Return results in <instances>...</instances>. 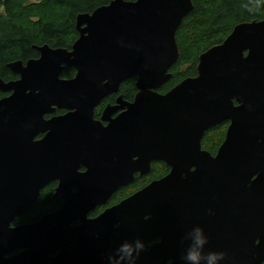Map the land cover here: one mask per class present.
Listing matches in <instances>:
<instances>
[{"label":"water","instance_id":"obj_1","mask_svg":"<svg viewBox=\"0 0 264 264\" xmlns=\"http://www.w3.org/2000/svg\"><path fill=\"white\" fill-rule=\"evenodd\" d=\"M192 9L193 0H111L77 14L70 49L44 44L39 57L8 63L19 78H0V264H120L121 246L137 239L138 264H181V239L192 243L198 226L227 264H264V18L237 24L199 56L196 76L162 93ZM66 66L75 76L61 77ZM133 76L134 100L106 105L104 126L95 108ZM55 105L68 112L48 120ZM226 120L213 155L203 134ZM153 161L170 171L87 215ZM57 180L62 206L13 224Z\"/></svg>","mask_w":264,"mask_h":264},{"label":"trees","instance_id":"obj_2","mask_svg":"<svg viewBox=\"0 0 264 264\" xmlns=\"http://www.w3.org/2000/svg\"><path fill=\"white\" fill-rule=\"evenodd\" d=\"M111 0H0V78L13 80L18 78L9 68L11 61H26L39 57L38 46L49 44L51 47L71 48L79 36L76 26L77 14L91 13ZM194 9L184 18L175 34L180 57L170 70L172 77L159 89L166 93L187 77L197 75L199 56L214 45L224 42L234 27L244 21L264 18V0H193ZM76 69L66 66L62 78H70ZM137 77L122 82L118 93L102 100L97 117L108 104H115L118 95L126 101H133L137 92ZM6 93H0V98ZM62 111H58L61 113ZM223 125L206 131L202 148L215 154L223 143H218V131ZM152 170L145 175H135L130 184L118 188L108 206L120 202L132 193L161 178L170 171L164 162L155 161ZM56 183L42 191L38 202L15 220V223L39 220L61 204L53 195ZM61 207V206H60ZM59 207V208H60ZM106 206L99 207L91 215L99 214ZM58 209V208H57ZM39 215L36 219L31 216ZM30 217V218H29ZM32 219V220H30Z\"/></svg>","mask_w":264,"mask_h":264},{"label":"clouds","instance_id":"obj_3","mask_svg":"<svg viewBox=\"0 0 264 264\" xmlns=\"http://www.w3.org/2000/svg\"><path fill=\"white\" fill-rule=\"evenodd\" d=\"M51 184H53V182L48 184L45 188ZM194 231L195 236L192 243H187L186 234H184L181 239V264H190V262H192V264H227L229 258L226 252L209 248L210 238L205 230L198 226ZM144 251V242L139 239L136 240L135 244H132L131 249L122 245L119 249L121 256L120 264H138L139 258Z\"/></svg>","mask_w":264,"mask_h":264},{"label":"flooded vegetation","instance_id":"obj_4","mask_svg":"<svg viewBox=\"0 0 264 264\" xmlns=\"http://www.w3.org/2000/svg\"><path fill=\"white\" fill-rule=\"evenodd\" d=\"M105 99V98H104ZM103 99V100H104ZM102 104V101H101V103L95 108V119H97V120H101L102 121V124H104V126H106V125H108V121H106V120H103L102 119V113H101V115H100V117H97V114H98V107L100 106ZM106 107V106H105ZM104 107V108H105ZM104 108H103V110H104ZM62 111L61 113H58V111ZM103 110H102V112H103ZM121 110H119V112H120ZM66 112H68V110L67 109H65V108H61V107H58V106H55V109H53V111L52 112H49V113H47L46 114V118L49 120L50 118H52L54 115H59V114H64V113H66ZM117 113L118 112H115V114L113 115V116H116L117 115ZM229 124H230V121H223L222 123H220V124H218V125H216V126H214V127H212V128H216L217 126H220V125H223L224 126V128H225V132L223 133L224 134V138L226 137V132H227V129H228V126H229ZM212 128H210V129H212ZM43 134H40V136H38L39 138L42 136ZM224 140V139H223ZM205 149V148H204ZM219 149V148H218ZM206 150H208V149H206ZM209 151V150H208ZM210 152V151H209ZM217 152H218V150H217ZM216 152V153H217ZM210 153H212V152H210ZM215 153V154H216ZM213 154V153H212ZM215 154H213V155H215ZM155 163V161H153L152 162V168H153V166L155 165L154 164ZM87 167L86 166H84V165H82L81 167H80V170H85ZM152 170V169H151ZM139 175V174H138ZM141 176V175H140ZM56 182V185H57V181H55ZM77 189V187L76 186H74L73 187V190H76ZM115 194V193H114ZM113 194V195H114ZM56 198H59L60 199V203L59 204H61V203H63V200H62V198H61V196H55ZM113 197V196H112ZM112 197L107 201V203L106 204H104V205H101V206H99V207H102V206H106V207H108V204H109V201L112 199ZM60 206H62V204L60 205ZM59 206V207H60ZM59 207H57V208H59ZM56 208V209H57ZM56 209H54V210H56ZM105 209V208H104ZM103 209V210H104ZM93 212V211H92ZM92 212H90L89 214H87L89 217H95V216H97V214L96 215H91V213ZM76 223H78V222H75V224Z\"/></svg>","mask_w":264,"mask_h":264},{"label":"rangeland","instance_id":"obj_5","mask_svg":"<svg viewBox=\"0 0 264 264\" xmlns=\"http://www.w3.org/2000/svg\"><path fill=\"white\" fill-rule=\"evenodd\" d=\"M68 67V66H67ZM63 73V72H62ZM62 73H61V77H62ZM225 132V128H221L218 133H216L215 135L217 136V140H218V143L221 141V139L224 137V133ZM204 135V134H203ZM40 136V135H39ZM36 138H39L38 136ZM44 190H47V188H45ZM42 195V194H41ZM35 217L34 219H36L37 217H39V215H36V216H31V218ZM17 218V217H16ZM15 218V219H16ZM30 218V217H29ZM32 220V219H30ZM13 224H15V220L13 221ZM75 224V223H74ZM17 252V251H15Z\"/></svg>","mask_w":264,"mask_h":264}]
</instances>
